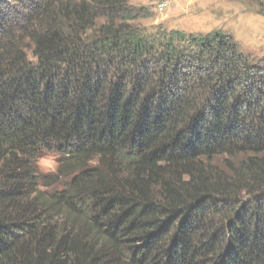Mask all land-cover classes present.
I'll use <instances>...</instances> for the list:
<instances>
[{
  "label": "trees",
  "instance_id": "obj_1",
  "mask_svg": "<svg viewBox=\"0 0 264 264\" xmlns=\"http://www.w3.org/2000/svg\"><path fill=\"white\" fill-rule=\"evenodd\" d=\"M139 11L0 0V264H264V59Z\"/></svg>",
  "mask_w": 264,
  "mask_h": 264
},
{
  "label": "rangeland",
  "instance_id": "obj_2",
  "mask_svg": "<svg viewBox=\"0 0 264 264\" xmlns=\"http://www.w3.org/2000/svg\"><path fill=\"white\" fill-rule=\"evenodd\" d=\"M162 4L166 5L160 9ZM128 6L140 10L131 24L147 36L219 33L230 37L238 52L253 62L264 59V0H128ZM38 165L46 175L55 171L56 159L47 155Z\"/></svg>",
  "mask_w": 264,
  "mask_h": 264
},
{
  "label": "bare ground",
  "instance_id": "obj_3",
  "mask_svg": "<svg viewBox=\"0 0 264 264\" xmlns=\"http://www.w3.org/2000/svg\"><path fill=\"white\" fill-rule=\"evenodd\" d=\"M166 4H162V5H160V9H162V7H164ZM163 11V10H162Z\"/></svg>",
  "mask_w": 264,
  "mask_h": 264
}]
</instances>
